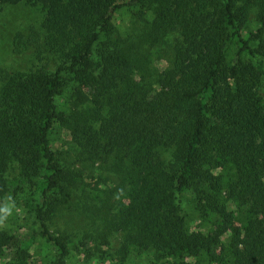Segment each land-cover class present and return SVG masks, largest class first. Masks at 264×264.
<instances>
[{
  "label": "trees",
  "instance_id": "obj_1",
  "mask_svg": "<svg viewBox=\"0 0 264 264\" xmlns=\"http://www.w3.org/2000/svg\"><path fill=\"white\" fill-rule=\"evenodd\" d=\"M18 3L44 16L13 36L12 51L55 67L0 68V197L32 188L35 224L55 248V264H68V246L48 228L53 193L65 182L81 191L91 185L63 173L49 145L63 121L56 99L65 75L90 91L89 104L69 116V139L113 175L94 184L100 239L120 229L123 254L264 264V98L254 88L264 75V0H0ZM125 6L150 12L147 43L175 34L170 66L152 84L133 81L134 56L112 39ZM222 80L234 85L220 88ZM186 192L206 230L185 226L177 197ZM4 250L25 258L0 231V256Z\"/></svg>",
  "mask_w": 264,
  "mask_h": 264
},
{
  "label": "rangeland",
  "instance_id": "obj_2",
  "mask_svg": "<svg viewBox=\"0 0 264 264\" xmlns=\"http://www.w3.org/2000/svg\"><path fill=\"white\" fill-rule=\"evenodd\" d=\"M137 8L122 7L112 20V39L121 43L134 56L135 71L133 81L144 84L150 82L154 75L170 66L172 58V41L175 34H169L160 41L150 44L144 41V35L149 28L151 20L150 12L139 11ZM43 12L38 7H31L22 3L0 5V68L10 73H27L42 69L51 70L55 63L44 65V62L34 61L29 52L12 51L13 36L24 31L28 26H39L43 19ZM102 45L100 46V48ZM96 55V53H95ZM59 63V62H58ZM63 88L56 99V103L62 114V119L49 135V145L56 155L57 164L63 173L80 176L91 185L83 191L72 188L69 182L60 184L53 193L57 198L56 209L48 219L49 231L60 237L68 246V264H206L202 261L195 263L192 258L175 256L158 258L151 250H132L123 254L120 249L124 232L120 229L107 233L104 239L98 237L96 223L90 209L91 200L97 194L95 183L105 179L101 173L109 174L97 162L91 164L79 154L77 148L69 139L68 119L69 116L80 111L88 105L89 88L78 81H73L71 75L63 77ZM233 86L234 81H221L220 88ZM261 92L264 98V75L254 87ZM71 172V173H70ZM7 180H12L16 173L7 169L4 174ZM113 176V175H111ZM77 185V184H76ZM64 186V187H63ZM78 186V185H77ZM112 186V185H111ZM11 196L16 207L13 214L0 226V231L14 236L19 248L25 250V258L20 261L14 255L13 250L2 252L0 264H55L56 250L46 243L40 236L38 226L33 217V206L38 201L30 186H22L19 189H11V193L0 197V204L5 203V198ZM126 196V189L117 192L114 198L122 200ZM190 193H183L177 197L181 214L184 216L185 226L190 231H203L210 226L198 213L190 208ZM101 230V229H99Z\"/></svg>",
  "mask_w": 264,
  "mask_h": 264
},
{
  "label": "clouds",
  "instance_id": "obj_3",
  "mask_svg": "<svg viewBox=\"0 0 264 264\" xmlns=\"http://www.w3.org/2000/svg\"><path fill=\"white\" fill-rule=\"evenodd\" d=\"M5 203L0 204V226H4L9 217L13 214V209L16 207L15 201L11 196L5 198Z\"/></svg>",
  "mask_w": 264,
  "mask_h": 264
}]
</instances>
